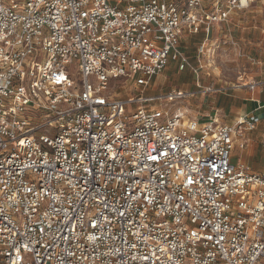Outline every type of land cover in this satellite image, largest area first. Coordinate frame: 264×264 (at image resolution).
Wrapping results in <instances>:
<instances>
[{
	"label": "built area",
	"instance_id": "2783aa9c",
	"mask_svg": "<svg viewBox=\"0 0 264 264\" xmlns=\"http://www.w3.org/2000/svg\"><path fill=\"white\" fill-rule=\"evenodd\" d=\"M253 3L0 0V264H264V169L232 157L258 119L145 94Z\"/></svg>",
	"mask_w": 264,
	"mask_h": 264
},
{
	"label": "crops",
	"instance_id": "0c3cea01",
	"mask_svg": "<svg viewBox=\"0 0 264 264\" xmlns=\"http://www.w3.org/2000/svg\"><path fill=\"white\" fill-rule=\"evenodd\" d=\"M259 20V15H237L236 20L232 24L217 25L208 33L202 31L201 33H204L203 38H205L203 39V44L198 47L197 53L200 66L196 69L193 68L197 78L199 79L198 70L202 68L199 56H201L203 48H214L215 50L234 48L238 55L242 53L247 54V58L253 62L252 65H255V69L252 70L258 73H255V78L253 77L252 80L238 84L246 86L254 82L264 83V26L259 27L257 25ZM197 35L186 36L183 39L181 45L184 54L185 47L183 42ZM243 78L242 75L239 80H243ZM223 83L221 79L207 80V85L203 86L200 80H198L195 83L196 88L200 86L202 88L214 87L224 89V91L219 93L205 95L201 94L199 90L196 91V88L192 86H183L190 91L198 93L195 98L185 104L191 105L192 103L191 106L195 109L196 113L203 116V120H208L209 117L215 116L222 123L234 125L244 116L258 119L256 129L247 134L246 147L241 148V143L237 140L232 157L233 162L244 163L255 172H261L264 169V86L260 85L252 92L247 87L237 89L234 84Z\"/></svg>",
	"mask_w": 264,
	"mask_h": 264
},
{
	"label": "rangeland",
	"instance_id": "374dc122",
	"mask_svg": "<svg viewBox=\"0 0 264 264\" xmlns=\"http://www.w3.org/2000/svg\"><path fill=\"white\" fill-rule=\"evenodd\" d=\"M244 14L259 15L261 22L259 20L257 25L259 27L264 26V0H254V3L249 10L233 13L230 21L226 24L234 23L237 15L241 16ZM203 35L204 33H201L195 36L198 39L193 37L188 38L183 42L186 62L171 63L164 72L154 79L152 85L145 90V94L153 95L176 89L188 90L186 87H183L186 85L196 88L195 83L198 80H200L203 86L207 85V80L213 81L215 79L223 80V84L238 85V83H245L252 80L255 73L258 74L255 70H252L255 69V65H252L253 62L247 58V54L242 53L238 55L234 48H220L216 50L214 48H203L202 54L199 56L202 68L198 70V79L193 68L196 69L200 66L197 53L199 49L198 47L203 44V39L205 38H203ZM207 74L211 76L209 77ZM242 75L244 77L243 80H239ZM197 90L198 89L196 88V91ZM191 105L185 104L190 111L192 110V116L198 118L202 117L201 119H203V116L196 113ZM247 134L248 133H244L241 135L238 141L242 143L247 140Z\"/></svg>",
	"mask_w": 264,
	"mask_h": 264
},
{
	"label": "snow or ice",
	"instance_id": "6c2138e0",
	"mask_svg": "<svg viewBox=\"0 0 264 264\" xmlns=\"http://www.w3.org/2000/svg\"><path fill=\"white\" fill-rule=\"evenodd\" d=\"M152 159H154V160H155V159H156V157H155V156H153V157H152Z\"/></svg>",
	"mask_w": 264,
	"mask_h": 264
}]
</instances>
